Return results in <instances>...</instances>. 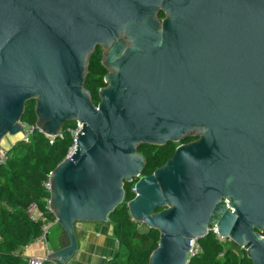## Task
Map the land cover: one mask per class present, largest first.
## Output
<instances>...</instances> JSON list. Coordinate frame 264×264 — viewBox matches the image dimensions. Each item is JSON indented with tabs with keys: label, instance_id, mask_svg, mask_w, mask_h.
Returning a JSON list of instances; mask_svg holds the SVG:
<instances>
[{
	"label": "water",
	"instance_id": "95a60500",
	"mask_svg": "<svg viewBox=\"0 0 264 264\" xmlns=\"http://www.w3.org/2000/svg\"><path fill=\"white\" fill-rule=\"evenodd\" d=\"M99 47L96 106L85 82ZM30 101L47 137L83 125L49 177L64 237L47 262L67 264L76 223L108 225L139 179L128 207L160 233L150 264H187L214 229L264 264V0H0V148L25 134ZM188 138L141 177L140 147Z\"/></svg>",
	"mask_w": 264,
	"mask_h": 264
},
{
	"label": "trees",
	"instance_id": "16d2710c",
	"mask_svg": "<svg viewBox=\"0 0 264 264\" xmlns=\"http://www.w3.org/2000/svg\"><path fill=\"white\" fill-rule=\"evenodd\" d=\"M164 16V13L160 14L161 18ZM102 55V49L97 48L89 61L85 82V88L91 93L96 106L100 102L99 90L106 86L105 76L108 74ZM35 105V101L27 103L23 123L36 125ZM76 126L75 122L66 124L63 138H58L54 144L36 131L29 143L20 140L9 150V161L0 170V264H26L20 251L43 235L44 220H34L28 213L29 207L37 205L46 220L51 223L57 221L49 210L47 200L50 199V192L45 183L67 158L73 145L72 135L67 130ZM196 139L188 138L180 144ZM178 146V143H170L167 146L140 147L138 151L147 161L141 177L150 176L163 167ZM138 180L124 184V201L109 215L118 248L108 264H150V257L159 245V231L140 230V223L133 221L130 215L128 204L136 196L133 189ZM200 244L202 252L190 264H253L245 250L238 252L235 248L225 247L213 232L200 240Z\"/></svg>",
	"mask_w": 264,
	"mask_h": 264
},
{
	"label": "crops",
	"instance_id": "0c3cea01",
	"mask_svg": "<svg viewBox=\"0 0 264 264\" xmlns=\"http://www.w3.org/2000/svg\"><path fill=\"white\" fill-rule=\"evenodd\" d=\"M3 148L11 149L7 146ZM51 228L53 231L51 236L50 233L48 234L47 240H33L29 246L20 251L25 260L28 258H45L48 250L56 251L59 249L64 231L56 222L51 224ZM75 234L78 250L67 264H108L118 248L117 239L110 222L108 225L89 221L77 222Z\"/></svg>",
	"mask_w": 264,
	"mask_h": 264
},
{
	"label": "built area",
	"instance_id": "2783aa9c",
	"mask_svg": "<svg viewBox=\"0 0 264 264\" xmlns=\"http://www.w3.org/2000/svg\"><path fill=\"white\" fill-rule=\"evenodd\" d=\"M77 126L75 128H68V132L71 133L72 135V138H73V145L70 149V152L68 154L67 157H70V155L74 152V150L76 149V146H77V139H78V135L79 133L82 131L83 129V125L79 122H76ZM24 125V128H25V134L22 136V141H24L25 143H29L32 139V136L33 134L38 131L40 133H42L40 131V129L37 127V125L35 126H30V125H27L25 123H23ZM43 134V133H42ZM46 136V135H45ZM64 136V131L62 130L59 134V137L58 138H63ZM47 137V136H46ZM50 139V142L51 144H54L55 140H57L58 138H55V137H47ZM9 158H10V154H9V149H5L3 147L0 148V170L2 169V167H4L8 161H9ZM45 187L46 189L50 192V188H51V185H50V181L48 180L46 183H45ZM133 191L135 192V189H133ZM50 200V199H49ZM49 200L48 201V204H49ZM50 210V208H49ZM28 213L30 214V216L34 219V220H41L43 219L44 220V225H43V235L38 239L39 241H45L47 240L48 238V232L51 228V222L46 220L44 217H43V214L42 212L39 210V208L37 207V205H32L31 207H29L28 209ZM57 223V221H56ZM140 228V226H139ZM213 233L215 234L216 236V239L222 244L224 245L225 247H229L228 245L229 244H233L237 247H240L239 245H237L234 241H232L230 238H226V237H223V236H220L219 232L217 229H214L213 230ZM117 245H118V241H117ZM242 249V248H241ZM53 251L52 250H48V253H47V256L49 254H51ZM202 252V247H201V244H200V240L199 239H195L193 240L192 242V253L189 255L188 257V263L187 264H190V261L195 258L197 255H199L200 253ZM47 256L45 258H28L26 260V264H45L47 262ZM55 264V263H53Z\"/></svg>",
	"mask_w": 264,
	"mask_h": 264
},
{
	"label": "rangeland",
	"instance_id": "374dc122",
	"mask_svg": "<svg viewBox=\"0 0 264 264\" xmlns=\"http://www.w3.org/2000/svg\"><path fill=\"white\" fill-rule=\"evenodd\" d=\"M22 136H23V134H18V135H16V136H7V137L3 140L2 146H3V147H4V146H7V147H11V148H12L14 142H18V141L22 140V138H23ZM5 149H6V148H5ZM147 229H148V228H147V226H146L145 224L140 223V230L144 231V230H147ZM52 231H53V229L50 228V230H49V232H48V234L50 233V236H51V234H52ZM228 246H229V247H232V248H235L236 250H238V252H241V247H237V246H235V245H233V244H229Z\"/></svg>",
	"mask_w": 264,
	"mask_h": 264
},
{
	"label": "flooded vegetation",
	"instance_id": "af4514ba",
	"mask_svg": "<svg viewBox=\"0 0 264 264\" xmlns=\"http://www.w3.org/2000/svg\"><path fill=\"white\" fill-rule=\"evenodd\" d=\"M165 17V16H164ZM163 17V18H164ZM102 54H103V51H102ZM103 56V55H102ZM232 60H233V57L231 58ZM197 140V139H196ZM196 140H194V141H196ZM193 142V141H192ZM191 143V142H190ZM179 144V146L181 145L180 143H178ZM184 144H188V143H184ZM222 201H224L226 204H228V199H226V198H224ZM229 205V204H228ZM162 210V209H161ZM160 210V211H161ZM159 210H157L156 212L158 213V212H160ZM233 211V210H232Z\"/></svg>",
	"mask_w": 264,
	"mask_h": 264
}]
</instances>
